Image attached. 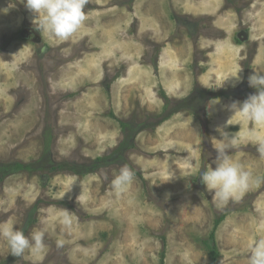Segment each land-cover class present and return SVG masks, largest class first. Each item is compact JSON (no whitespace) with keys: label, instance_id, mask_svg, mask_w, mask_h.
Here are the masks:
<instances>
[{"label":"rangeland","instance_id":"374dc122","mask_svg":"<svg viewBox=\"0 0 264 264\" xmlns=\"http://www.w3.org/2000/svg\"><path fill=\"white\" fill-rule=\"evenodd\" d=\"M84 10L69 38H48L23 0H0V223L44 228L47 245L16 257L0 237V264H248L264 238V184L220 206L200 174L215 168L223 129L238 138L229 155L264 176L248 135L264 139V128L226 107L264 74V0ZM124 164L136 178L117 194ZM64 208L78 217L71 228ZM222 215L213 262L203 242Z\"/></svg>","mask_w":264,"mask_h":264},{"label":"clouds","instance_id":"9594fccd","mask_svg":"<svg viewBox=\"0 0 264 264\" xmlns=\"http://www.w3.org/2000/svg\"><path fill=\"white\" fill-rule=\"evenodd\" d=\"M27 10L35 14V26L41 34L48 38L67 39L74 34L86 20L85 8L89 0H23ZM14 7V5H9ZM4 9L3 11H7ZM238 74V73H237ZM239 81L238 75L235 77ZM248 84L256 91L244 101H232L227 105V110L246 124L255 125L257 129L264 128V74L253 72L248 77ZM222 131V136L216 145L215 168L211 166L200 174L201 182L210 190L217 203L225 206L230 200L240 199L252 184L260 186L264 184V176H255L251 170L246 169L238 161H235L229 150L236 147L238 138ZM248 135L256 143V151L264 157V139H261L251 129ZM105 180L108 174L101 172ZM136 178L135 171L127 164L122 165L116 175L111 179L112 189L117 193H123ZM60 221L66 228H71L75 217L72 210L64 208L59 213ZM45 221H41L44 223ZM0 237L7 241L10 253L20 257L25 250L34 253L42 252L46 247L45 229L37 228L30 236H26L22 229L14 226L11 220L0 223ZM62 239L57 241V247H63ZM248 264H264V238L255 240L250 248Z\"/></svg>","mask_w":264,"mask_h":264},{"label":"trees","instance_id":"16d2710c","mask_svg":"<svg viewBox=\"0 0 264 264\" xmlns=\"http://www.w3.org/2000/svg\"><path fill=\"white\" fill-rule=\"evenodd\" d=\"M230 93H227V94H224L223 96L227 95L226 97L229 96ZM165 95H162V97H164ZM164 100H167L166 97H164ZM19 166V165H18ZM20 168H22L21 166H19ZM223 217L224 215L220 216L217 220L214 221V224H213V229L211 231V233L209 234L208 236V239L206 241L203 242V244L206 245V247L208 248V252H209V255L211 256V259L213 262H216V259L218 257V251H217V248L215 246V243H214V232H215V229L218 227V225H220L221 221L223 220Z\"/></svg>","mask_w":264,"mask_h":264},{"label":"bare ground","instance_id":"6f19581e","mask_svg":"<svg viewBox=\"0 0 264 264\" xmlns=\"http://www.w3.org/2000/svg\"><path fill=\"white\" fill-rule=\"evenodd\" d=\"M150 37H151V35H150ZM150 37H149V38H150ZM145 41H146V40H145ZM28 65H29V64H28ZM23 67H24V66H23ZM29 67H30V66H29ZM26 69H27V68H26ZM79 83H80V82H79ZM67 94H68V93H67ZM173 189H174V188H173ZM126 222H127V221H126ZM95 248H96V247H95ZM98 250H99V249H98Z\"/></svg>","mask_w":264,"mask_h":264}]
</instances>
